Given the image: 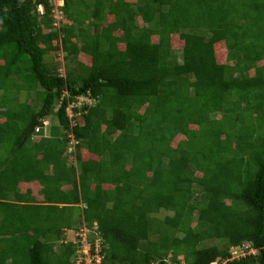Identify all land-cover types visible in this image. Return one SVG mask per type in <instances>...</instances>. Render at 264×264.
<instances>
[{
	"label": "trees",
	"instance_id": "16d2710c",
	"mask_svg": "<svg viewBox=\"0 0 264 264\" xmlns=\"http://www.w3.org/2000/svg\"><path fill=\"white\" fill-rule=\"evenodd\" d=\"M61 9L0 0V264H76L75 204L101 264H264V0Z\"/></svg>",
	"mask_w": 264,
	"mask_h": 264
},
{
	"label": "rangeland",
	"instance_id": "374dc122",
	"mask_svg": "<svg viewBox=\"0 0 264 264\" xmlns=\"http://www.w3.org/2000/svg\"><path fill=\"white\" fill-rule=\"evenodd\" d=\"M51 2L54 5V13H55L56 19L57 20H61V19L64 18V20H65L64 12L61 9V7L64 5V0H51ZM39 12H41V13L44 12V7L43 6L39 7ZM65 22H68V21L65 20ZM53 55H55V56H52V57L49 56L48 57V61H50L51 63L56 62V64L60 63V68H61L60 72H62V74H64V71H65V68H64V54L59 52V53H56V54H53ZM78 59L80 61H82L84 63H88V64L90 63V60H91L89 57H86L84 54H80L78 56ZM71 66H74V64H71ZM32 96H34L33 98H35V93H32ZM21 100H26L25 94L21 95ZM93 102H94V100L90 99L88 97L78 98L77 102L72 104V106L70 108H68L69 116L75 118V120L80 122L81 124L84 123L83 113L82 112L75 113L73 108L74 107L81 108V107H83L85 105H90ZM51 123L56 124V120H52ZM75 146H76V143L71 141V144H70V147H69V151H68V155H70V157H71L70 159H73V160L75 158V154L78 151V147H75ZM70 161L72 162V160H70ZM81 215H82L81 204L80 205L79 204H75L72 207H69L67 209V213L64 214V221L68 222L70 220V222L72 223V228L70 230H68V232H67V236L69 235L68 238H67V242H69V241L73 242L75 240V238L73 236L74 235L73 231L75 232L77 229H79L82 226L83 222H82V219H81ZM167 215H173V212H167V211L163 210V211H160L159 213L155 214V216L157 218L161 219V220H164ZM69 216H71V217H69ZM91 235H92V233L90 234V241L93 242L92 239H91ZM95 236H96V238L100 237L98 233ZM213 243L218 244V246H225V243H222L220 240H217V241H215ZM230 250H231V254L232 255L228 259V261L229 260L232 261V260H235V259L242 258V256H244L245 254L248 253V252H245L242 249L230 248ZM92 256H91L90 259L86 258V262L87 263H90L91 260H94V258H96L95 257L96 253H95V256H93V257ZM226 261L227 260H224V261L217 260L213 264H224ZM93 264H96L95 261H93Z\"/></svg>",
	"mask_w": 264,
	"mask_h": 264
},
{
	"label": "clouds",
	"instance_id": "9594fccd",
	"mask_svg": "<svg viewBox=\"0 0 264 264\" xmlns=\"http://www.w3.org/2000/svg\"><path fill=\"white\" fill-rule=\"evenodd\" d=\"M49 124H50L49 121H45V125L46 126H48ZM72 138H73L72 141L76 143V140L74 139V137H72ZM83 207H84V205L81 204V208H83ZM85 232H86L87 242H88V244L90 246V257L92 255L95 256V253H96V256H95L96 258H94L93 261H95V263H97L96 261L99 258L100 259V264H101L102 263V258H103L101 253H100L102 239H101V237H98V238L95 239L94 242L90 241V234L92 233V235H95V234L98 233L97 232V223H95L92 227H90L85 222L82 223V226L79 229H77L75 232L73 231V233H74L73 236L75 238V240L73 242L79 243V247L77 249V251H78L77 254L79 256H78L76 264H85V260L88 257L83 251L84 250V245H83V241L82 240H83V233H85ZM66 235H67V233H66ZM91 239H92V237H91ZM97 247H98V252L96 251Z\"/></svg>",
	"mask_w": 264,
	"mask_h": 264
},
{
	"label": "built area",
	"instance_id": "2783aa9c",
	"mask_svg": "<svg viewBox=\"0 0 264 264\" xmlns=\"http://www.w3.org/2000/svg\"><path fill=\"white\" fill-rule=\"evenodd\" d=\"M83 245H84V253L88 256L87 258L90 259V246L87 242V237H86V232L83 233ZM96 251L98 252V247L96 248ZM96 264H100V259L98 258ZM85 264H93V260L90 261V263H87L86 260H85Z\"/></svg>",
	"mask_w": 264,
	"mask_h": 264
},
{
	"label": "crops",
	"instance_id": "0c3cea01",
	"mask_svg": "<svg viewBox=\"0 0 264 264\" xmlns=\"http://www.w3.org/2000/svg\"><path fill=\"white\" fill-rule=\"evenodd\" d=\"M47 173H49V171H47ZM31 184H32V183H31ZM24 185H25V184H24ZM34 192H35V190H34ZM34 192H33V193H34Z\"/></svg>",
	"mask_w": 264,
	"mask_h": 264
}]
</instances>
